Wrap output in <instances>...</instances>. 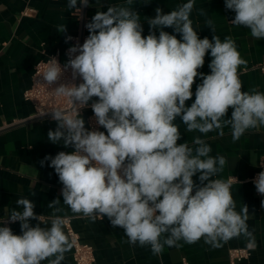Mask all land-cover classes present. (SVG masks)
I'll use <instances>...</instances> for the list:
<instances>
[{
	"label": "clouds",
	"instance_id": "1",
	"mask_svg": "<svg viewBox=\"0 0 264 264\" xmlns=\"http://www.w3.org/2000/svg\"><path fill=\"white\" fill-rule=\"evenodd\" d=\"M66 6L79 15L90 4L67 0ZM194 6L195 0H187L167 13L157 7L155 16L145 19L149 34L144 36L133 0L110 4L85 25L89 35L68 48L63 65L54 56L47 60L42 77L48 89L71 105L70 110L46 112L56 123L48 141L72 150L40 161L41 166L50 161L48 167L63 185V204L91 222L107 217L114 228L124 230L129 245L150 247L156 256L165 246L179 247L180 241L203 239L218 248L234 237L252 236L248 206L237 211L232 196L236 178L213 179L228 164L226 157L211 156L210 144L200 135L191 143L179 142L178 118L186 132L223 136L229 127L233 142L264 127V92L242 90L239 69L246 61L235 40L215 35L211 19L205 25L212 38L201 39L190 18ZM225 8L235 14L231 25L264 39V0H225ZM200 14L206 15L203 9ZM56 30L66 33L67 28L61 24ZM72 39L66 36L65 42ZM207 54L212 57L210 74L199 71ZM197 78L201 83L189 106ZM88 107L105 131L86 127L81 110ZM253 183L264 196V171ZM60 203L59 198L48 203L54 212L45 223L33 201H16L7 219L0 218V264H63L72 244L63 218L55 215ZM31 220L38 223L33 226ZM15 222L20 223L19 235L8 226Z\"/></svg>",
	"mask_w": 264,
	"mask_h": 264
},
{
	"label": "crops",
	"instance_id": "2",
	"mask_svg": "<svg viewBox=\"0 0 264 264\" xmlns=\"http://www.w3.org/2000/svg\"><path fill=\"white\" fill-rule=\"evenodd\" d=\"M187 0H133L134 10L141 16L143 35L149 34L146 17H154L155 9L160 7L165 13L174 10ZM124 0H89L90 6L84 8L87 18L99 11H106L110 4H122ZM67 0H0V218L7 219V214L17 208L19 198H27L36 204L34 211L48 223L54 210L48 203L59 198L61 203L55 215L71 217L73 228L80 234L83 242L95 249L96 264H182L186 258L189 264H229V250L235 248H252L250 259L241 264H264V206L262 199L256 194L250 180L259 169L264 157V127L259 130H248L241 138L233 142L231 129L224 128V135L210 132L207 135L197 132H186L185 126L179 121L183 138L179 142H192L194 136L200 135L211 146V156L223 155L228 164L217 177L225 181L235 177L238 181L231 186L236 210L240 211L243 204L249 209L250 218L247 221L251 237L241 235L234 237L222 246L212 248L203 239L194 244L180 241L179 247L165 246L163 252L156 256L150 247L131 246L124 230L113 227L108 218L91 222L88 218L75 214L63 204L61 189L63 185L53 168L48 167L50 161L41 166L40 161L46 155L55 156L60 151H71L63 144H52L47 139L50 129L55 130L56 123L51 118H34L32 105L24 98L25 91L30 87L36 64L57 50H64L68 42L66 36L77 31V19L73 10L67 8ZM80 7V5H77ZM26 8H34V17H22ZM201 9L206 15H201ZM234 13L225 8V0H195L191 13L193 27L198 36L203 39L212 38V31L205 25L206 19H211L215 25V35L223 41L231 36L246 61L239 69L242 90L250 91L256 88L264 92V75L258 69L264 62V39L251 37L250 30L231 25ZM66 25V33L56 30L57 25ZM165 31L173 33L172 28ZM158 35V32H157ZM179 38V35H178ZM212 57L207 54L204 66L200 72L210 74L208 67ZM201 83L196 79L192 91L193 97L187 101L191 105L195 99L196 85ZM90 111L82 117L86 121ZM231 115V109L228 116ZM105 131V129H104ZM198 181V177H193ZM35 193V195H33ZM22 210V209H17ZM35 226L38 221L31 220ZM41 226L45 225L41 223ZM50 226V224H48ZM14 234H20V223L9 225ZM63 230H66L63 226ZM70 241V240H69ZM71 243V242H70ZM47 264V261L42 262ZM63 264H75L73 247L65 253Z\"/></svg>",
	"mask_w": 264,
	"mask_h": 264
},
{
	"label": "built area",
	"instance_id": "3",
	"mask_svg": "<svg viewBox=\"0 0 264 264\" xmlns=\"http://www.w3.org/2000/svg\"><path fill=\"white\" fill-rule=\"evenodd\" d=\"M36 15V10L34 8H26L22 13V17L30 18ZM77 19V31L75 34L70 35L73 39L68 42L67 46L64 50H57L54 54L49 55L46 59L40 60L34 69V73L31 80L30 87L25 91L24 98L27 102H29L34 109V118H51V114L46 112L53 108H61L64 110H70L71 105L69 104L66 97L57 96L54 91L48 89L43 81V73L46 68V62L50 57H56L61 65H63L68 57L66 52L69 47L75 44L77 41L82 44L85 38L89 35L87 28L85 25L90 21L87 18L84 8H82L81 13L75 14ZM260 72L264 75V62L258 68ZM80 81L77 80L78 84ZM90 111L87 116V127L89 129L98 128L99 131H104L102 127H99L95 124L94 114L90 107L82 109L81 115H83L86 111ZM264 171V157L261 159L259 164L258 171L254 174L253 178H251L250 182L255 188L253 183L255 177L259 172ZM229 180H232L230 178ZM228 181V180H227ZM238 180H232V184L237 182ZM256 194L264 201V196L258 194L255 188ZM42 221L44 218L41 217ZM64 228L66 230L67 236L73 247V259L75 264H96V255L95 249L92 245L85 243L82 241L79 233L75 231L72 225L71 217H63ZM11 223L8 224V226ZM252 256V248H235L229 250L228 254V262L229 264H241L243 261L250 259ZM182 264H189L186 258L182 259Z\"/></svg>",
	"mask_w": 264,
	"mask_h": 264
}]
</instances>
